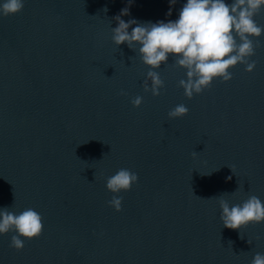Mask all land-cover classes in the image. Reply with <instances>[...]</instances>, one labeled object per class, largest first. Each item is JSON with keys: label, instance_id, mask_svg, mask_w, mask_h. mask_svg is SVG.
Masks as SVG:
<instances>
[{"label": "water", "instance_id": "water-1", "mask_svg": "<svg viewBox=\"0 0 264 264\" xmlns=\"http://www.w3.org/2000/svg\"><path fill=\"white\" fill-rule=\"evenodd\" d=\"M184 3L25 0L0 16V208H33L44 224L20 252L0 235V264H252L264 254V224L227 229L219 205L264 201V36L252 74L238 65L191 99L171 58L160 95L145 92L149 69L112 40L123 9L125 22H168ZM255 20L264 27V10ZM179 104L188 115L169 119ZM121 168L139 182L116 211L106 182Z\"/></svg>", "mask_w": 264, "mask_h": 264}, {"label": "clouds", "instance_id": "clouds-1", "mask_svg": "<svg viewBox=\"0 0 264 264\" xmlns=\"http://www.w3.org/2000/svg\"><path fill=\"white\" fill-rule=\"evenodd\" d=\"M24 5L25 0H0V16L18 15ZM262 10L264 0H186L178 19L153 23L135 19L125 22L121 17L130 15L125 8L115 18L118 27L112 29V40L118 48L127 44L149 69L145 92L160 95L165 84L159 70L171 58L185 72L186 78L179 81V86L191 99L218 79L230 82L234 78L232 70L238 65H243L249 74L254 72L257 64L252 57L259 46L258 38L264 36V27L256 22L255 16ZM121 95L126 93L122 91ZM131 102L139 108L143 97L137 96ZM188 113V107L179 104L168 112V117L182 118ZM138 182L139 175L127 168L108 177L106 188L113 193L109 206L122 211L120 193L130 191ZM219 205L220 220L227 229L242 230L251 224H264V201L255 195L241 204H230L221 196ZM43 230V217L35 209L16 213L7 207L0 208V235L11 233L10 246L17 252L23 251L26 241L40 237ZM252 264H264V254L257 253Z\"/></svg>", "mask_w": 264, "mask_h": 264}]
</instances>
